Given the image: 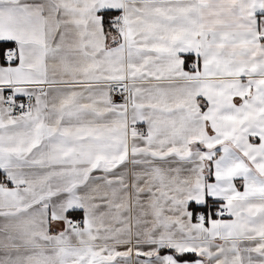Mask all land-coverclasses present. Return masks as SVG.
Wrapping results in <instances>:
<instances>
[{
    "label": "snow or ice",
    "instance_id": "snow-or-ice-1",
    "mask_svg": "<svg viewBox=\"0 0 264 264\" xmlns=\"http://www.w3.org/2000/svg\"><path fill=\"white\" fill-rule=\"evenodd\" d=\"M0 264H264V0H0Z\"/></svg>",
    "mask_w": 264,
    "mask_h": 264
}]
</instances>
